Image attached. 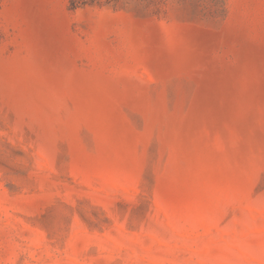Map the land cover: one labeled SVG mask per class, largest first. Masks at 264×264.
Listing matches in <instances>:
<instances>
[{
    "label": "rangeland",
    "instance_id": "374dc122",
    "mask_svg": "<svg viewBox=\"0 0 264 264\" xmlns=\"http://www.w3.org/2000/svg\"><path fill=\"white\" fill-rule=\"evenodd\" d=\"M0 264H264V0H0Z\"/></svg>",
    "mask_w": 264,
    "mask_h": 264
},
{
    "label": "trees",
    "instance_id": "16d2710c",
    "mask_svg": "<svg viewBox=\"0 0 264 264\" xmlns=\"http://www.w3.org/2000/svg\"><path fill=\"white\" fill-rule=\"evenodd\" d=\"M88 1L95 2V3L101 2V0H70V9L74 10V9L88 3ZM105 1L110 2V1H115V0H105Z\"/></svg>",
    "mask_w": 264,
    "mask_h": 264
}]
</instances>
